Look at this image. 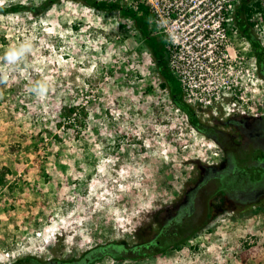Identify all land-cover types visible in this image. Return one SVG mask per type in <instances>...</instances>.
I'll list each match as a JSON object with an SVG mask.
<instances>
[{
  "label": "rangeland",
  "instance_id": "rangeland-1",
  "mask_svg": "<svg viewBox=\"0 0 264 264\" xmlns=\"http://www.w3.org/2000/svg\"><path fill=\"white\" fill-rule=\"evenodd\" d=\"M109 1L134 8L148 0ZM20 2L40 0L0 6ZM255 20L264 46V15ZM234 31L232 20L234 76L248 82L245 101L264 112L251 43ZM160 82L134 21L119 11L61 0L38 19L0 14V264L25 255L67 260L108 242L150 241L195 188L183 222L192 233L186 242L143 259L96 264H264V197L247 207L234 196L259 189L239 176L249 170L237 162L233 182L234 165L227 164L217 169L225 177L206 179L207 166L229 156L225 145L236 134L225 110L210 118L219 144L189 124ZM73 105L85 108L86 120L59 127L60 113ZM219 196L233 205L213 215L209 204Z\"/></svg>",
  "mask_w": 264,
  "mask_h": 264
},
{
  "label": "trees",
  "instance_id": "trees-1",
  "mask_svg": "<svg viewBox=\"0 0 264 264\" xmlns=\"http://www.w3.org/2000/svg\"><path fill=\"white\" fill-rule=\"evenodd\" d=\"M76 1H80L88 7L107 13L119 11L122 16L131 18L135 23V27L140 33L141 40L145 44V47L153 56L156 72L162 78V82L159 84L160 87L168 91L169 97L173 104L186 114L189 124L194 129L203 133L205 136L214 139L219 144L223 143L222 140L219 141L213 136L214 132L212 130L209 131L205 129L206 124L202 123V121L195 114L194 110L191 109L190 106L184 101L180 83L178 79L172 74L168 65V60L164 49V40L162 37L153 36L149 32L148 14L146 12L145 14L138 15L131 8L122 7L118 2L109 0ZM60 2L61 0H40V2L37 4L21 2L8 4L6 6H0V14H29L38 19L50 8ZM260 13L264 15L262 0H241L234 9L233 20L235 21V28L243 34V37L248 39V41L251 43V46L255 47V55L261 67L260 75L264 79V46L253 33V28L256 24L255 16ZM83 109V112H79L78 106L75 105L64 108L60 113L61 120L58 123V126L62 127V125H64L66 129H70V127H73L74 124H77L78 120L82 119V122H84L87 118L88 112L85 111L84 107ZM233 121V119L229 120V124L231 126L235 124ZM81 131L82 128L77 131V136L82 134ZM225 147L227 154L229 153V156L227 157L231 162L230 164L236 165L237 162H240V160H237L238 149L235 146H232L231 143L229 146L225 145ZM240 169L241 168L237 167L233 170L230 167L229 170L230 173L232 172V177H229V180L235 182V180L238 178L237 174L241 173L238 172ZM206 174V179L219 176L225 177L226 175L224 173L220 174L218 170H214L212 168L209 169V166L206 169ZM5 177V172L0 170V185L4 183ZM251 179L254 180V182H257L259 187L258 190L253 192L252 188L248 187L245 189H240L236 193L234 192L236 199L239 202L244 203V205L247 207L256 205L259 202V199L264 197V195L261 193L264 190V183L259 178ZM195 196L196 188L188 192L186 206L179 208L175 215L157 230L155 238L150 241H143L141 243L135 244H130L125 240L108 242L86 250L80 257H72L67 260H60L57 258L45 260L36 255H25L8 264H96L107 257L113 258L115 260H138L167 252V250L176 248L178 245L186 242L192 236L191 228H188L187 225L183 224V222L191 215V212H193ZM220 211L221 210L211 211V214L216 215Z\"/></svg>",
  "mask_w": 264,
  "mask_h": 264
},
{
  "label": "built area",
  "instance_id": "built-area-1",
  "mask_svg": "<svg viewBox=\"0 0 264 264\" xmlns=\"http://www.w3.org/2000/svg\"><path fill=\"white\" fill-rule=\"evenodd\" d=\"M240 1L148 0L146 5L131 8L138 15L146 12L149 32L163 38L168 65L180 83L184 101L201 121L219 116L221 109L232 114L230 109L242 113L248 108L244 99L247 81L242 83L234 76L237 54L229 36Z\"/></svg>",
  "mask_w": 264,
  "mask_h": 264
},
{
  "label": "flooded vegetation",
  "instance_id": "flooded-vegetation-1",
  "mask_svg": "<svg viewBox=\"0 0 264 264\" xmlns=\"http://www.w3.org/2000/svg\"><path fill=\"white\" fill-rule=\"evenodd\" d=\"M251 50L253 51V56L255 58L257 72L260 75L261 67L255 55V47L251 46ZM246 84L248 83L246 82ZM255 103L256 102H250L248 104V108L240 114L239 113L226 114L227 118H226L225 124L229 126V120H232V119L234 120L233 122H235V124H233L232 126V129L235 130L236 134H234L230 138L229 142L232 144V146H235L238 149L237 153L240 154L239 160L243 164L242 169L249 170L247 174L241 173V176L247 177L249 179L259 178L264 183V112L262 111L255 112L256 110H259V108L255 109L253 107ZM252 110L254 112H251ZM205 122L206 121L204 122L202 121V123H205ZM207 122L212 123V119L207 120ZM205 129L209 131L210 130L214 131L215 129L214 122L209 125L206 124ZM219 133H221V135L224 134L222 131H220ZM225 135H227V133ZM213 136L216 137L219 141H221V138L215 133ZM230 163L231 162L228 159V157L224 155L223 159L221 160L220 165L218 164L210 165L209 169L212 168L214 170H217L219 167L220 168L221 166L225 167L227 164H229L230 166ZM235 168H237V165H234L232 169L234 170ZM261 193L262 195H264V190ZM218 200L219 201L211 202L209 204V208H208L209 212L215 211V210H223L229 207L230 205H233L228 200L223 201V199L220 198V196L218 197ZM237 202H238L237 204L239 205H244V203L239 202L238 200ZM185 203H187V195L185 198ZM207 216H208L207 219L212 218V215L210 213H208Z\"/></svg>",
  "mask_w": 264,
  "mask_h": 264
}]
</instances>
